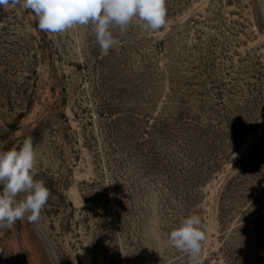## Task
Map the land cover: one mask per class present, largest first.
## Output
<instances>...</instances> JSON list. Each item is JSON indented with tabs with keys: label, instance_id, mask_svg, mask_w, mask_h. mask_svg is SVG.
<instances>
[{
	"label": "rangeland",
	"instance_id": "rangeland-1",
	"mask_svg": "<svg viewBox=\"0 0 264 264\" xmlns=\"http://www.w3.org/2000/svg\"><path fill=\"white\" fill-rule=\"evenodd\" d=\"M166 7L108 55L0 7V151L32 137L51 192L0 229V264H190L168 243L190 214L203 264H264V0Z\"/></svg>",
	"mask_w": 264,
	"mask_h": 264
},
{
	"label": "clouds",
	"instance_id": "clouds-1",
	"mask_svg": "<svg viewBox=\"0 0 264 264\" xmlns=\"http://www.w3.org/2000/svg\"><path fill=\"white\" fill-rule=\"evenodd\" d=\"M19 6L37 18L38 28L61 34L77 26H90L104 55L119 44L113 35L118 28L123 36L137 21L139 27L155 32L167 23L166 0H0V7ZM38 160L32 137H26L19 149L0 151V229H11L17 220L38 222L51 192L37 179ZM22 199H17L18 196ZM206 231L198 214L182 219L168 235V243L188 254L190 264H203L202 246Z\"/></svg>",
	"mask_w": 264,
	"mask_h": 264
}]
</instances>
